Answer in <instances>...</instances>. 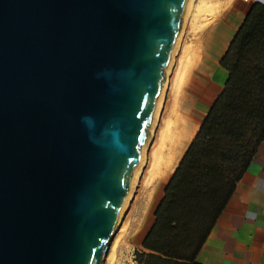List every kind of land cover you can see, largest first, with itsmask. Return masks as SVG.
I'll return each mask as SVG.
<instances>
[{
	"label": "water",
	"instance_id": "1",
	"mask_svg": "<svg viewBox=\"0 0 264 264\" xmlns=\"http://www.w3.org/2000/svg\"><path fill=\"white\" fill-rule=\"evenodd\" d=\"M191 0H0V264H103Z\"/></svg>",
	"mask_w": 264,
	"mask_h": 264
},
{
	"label": "trees",
	"instance_id": "2",
	"mask_svg": "<svg viewBox=\"0 0 264 264\" xmlns=\"http://www.w3.org/2000/svg\"><path fill=\"white\" fill-rule=\"evenodd\" d=\"M224 56L228 82L156 208L137 264L196 258L264 139V3L255 2Z\"/></svg>",
	"mask_w": 264,
	"mask_h": 264
},
{
	"label": "crops",
	"instance_id": "3",
	"mask_svg": "<svg viewBox=\"0 0 264 264\" xmlns=\"http://www.w3.org/2000/svg\"><path fill=\"white\" fill-rule=\"evenodd\" d=\"M196 4L212 8L186 23L166 100L150 130L145 173L149 186L144 198L151 211L138 241L141 244L155 223L154 212L167 184L229 80L222 61L248 14L245 5L249 3L196 0ZM212 229L197 255L198 263L264 264V139Z\"/></svg>",
	"mask_w": 264,
	"mask_h": 264
},
{
	"label": "rangeland",
	"instance_id": "4",
	"mask_svg": "<svg viewBox=\"0 0 264 264\" xmlns=\"http://www.w3.org/2000/svg\"><path fill=\"white\" fill-rule=\"evenodd\" d=\"M255 2L264 3V0H257ZM203 5H204V2H203ZM203 5H199V4L195 5L194 9L189 12V16H187L188 18H186L185 25H186V23L189 22V20L191 18H195L200 12L204 13L206 9L212 8L209 5L208 6L207 5L203 6ZM252 5L253 4L245 5V8L247 9V12L250 10ZM183 28L185 29V27H183ZM183 36H184V34L182 35V37H181V39L179 41L180 43L178 44V49L176 50V52H175V54L173 56V63H172L173 64V66H172L173 69H171L170 73L166 76V80H167V85L168 86L166 87L165 92L163 94L164 99H163L162 105L164 104V102L166 100V94H167V91H168V89H169V87L171 85V82H172L171 79L174 76L175 67H176V64H175L176 63V57H177V55L179 53V49H180V45H181ZM161 108H162V106L159 109V113L161 111ZM149 146H150V141L145 146V148L147 149L145 151L146 153L144 154L146 156V157H144V162L145 163L143 162L144 165H143L141 174H140L139 179H138V184H137L136 188L134 189L133 194L130 196L131 198L129 200V203H128L125 211L123 212V214H122V216H121V218L119 220V223L117 225L116 234L120 233V232L123 233L122 231H125L122 234V236L125 237V238L121 237L122 238V242H121L122 246L119 249L120 251H119V254H118V259H117V263L116 264H137V262H136V252H137V250H142L143 249L142 248V244L140 242H138V241L135 242L134 241L135 232H136L134 229H136L139 220L142 218L141 216H143V209H144V206H145V198L144 197L146 195L145 192H147V189H148V186H149V185H147L149 183L148 178H145V173L147 172V168H148L147 153H148V150H149ZM136 220H138V221H136ZM130 225H132V226H130ZM123 227H125V228H123Z\"/></svg>",
	"mask_w": 264,
	"mask_h": 264
},
{
	"label": "bare ground",
	"instance_id": "5",
	"mask_svg": "<svg viewBox=\"0 0 264 264\" xmlns=\"http://www.w3.org/2000/svg\"><path fill=\"white\" fill-rule=\"evenodd\" d=\"M195 3H196V0H191V2H190V5H189V9H188V11H187V16H189V12H190V10L194 7V5H195ZM186 16V18H188ZM186 18H185V21H186ZM185 21H184V23H183V27H185ZM181 28V34H180V38H179V40H178V44L180 43L179 41H180V39H181V37H182V35L184 34V28ZM177 49H178V45H177ZM176 49V50H177ZM176 52V51H175ZM174 56V55H173ZM173 58H172V60L170 61V65L168 66V68H167V71H166V76L170 73V71H171V69H173L172 68V66H173ZM170 83V82H169ZM168 85H167V83H166V85H165V88H164V91H163V93H162V95H161V98H160V101H159V103H158V106H157V108H156V110H155V112H154V117H153V123H152V125H151V128H150V130H152L153 128H154V126H155V124H156V122H157V120H158V117H159V109H160V107L162 106V103H163V99H164V97H163V94H164V92H165V89H166V87H167ZM145 148V147H144ZM147 149L145 148V151H146ZM157 151V150H156ZM146 153V152H145ZM154 156H155V154H154ZM164 156V155H163ZM144 157H146L145 155H143V158H142V160H141V162L139 163V166H138V168L136 169V171H135V173H134V177L132 178V183H131V188H130V191H129V195L127 196V200H126V202H125V206H124V208H123V211L121 212V215H120V218H121V216H122V214H123V212L125 211V209H126V207H127V205H128V203H129V200H130V196L133 194V191H134V189L136 188V186H137V184H138V179H139V176H140V174H141V171H142V168H143V165H144ZM156 157V156H155ZM161 157V156H160ZM170 158V157H169ZM154 161V160H153ZM144 162V163H143ZM163 162V161H162ZM164 171V170H163ZM160 176H161V174H160ZM151 179V178H150ZM159 179V178H158ZM151 181V180H150ZM149 192V191H148ZM146 193V192H145ZM143 194V193H142ZM147 198H149V196L147 197ZM131 202V201H130ZM146 202V201H145ZM144 203V202H143ZM142 203V204H143ZM148 203H149V201H148ZM142 206V205H141ZM140 206V207H141ZM134 208V207H133ZM150 211H151V204H147L145 207H144V209H143V216H141L142 218L139 220V222H138V224H137V227H136V229H134L136 232H135V237H134V241L135 242H137V241H139L140 239H141V237L143 236V234H144V232H145V229H146V227H147V225H148V223H149V220H150ZM141 212V211H140ZM138 213V212H137ZM136 214V213H135ZM155 217V216H154ZM119 218V219H120ZM140 218V217H139ZM136 221H138V220H136ZM129 222V221H128ZM133 222V221H132ZM131 224V223H130ZM136 224V223H135ZM130 226H132V225H130ZM134 227V226H133ZM123 228H125V227H123ZM130 229V228H129ZM122 230V229H121ZM123 233L125 232V231H122ZM134 232V231H133ZM123 233H117L116 235H115V237H113V239H112V241H111V244H110V246H109V249H108V251H107V254H106V256H105V259H104V262H103V264H116L117 263V259H118V254H119V249H120V247L122 246L121 245V242H122V238L121 237H123L122 236V234ZM123 238H125V237H123ZM131 243V242H130Z\"/></svg>",
	"mask_w": 264,
	"mask_h": 264
},
{
	"label": "built area",
	"instance_id": "6",
	"mask_svg": "<svg viewBox=\"0 0 264 264\" xmlns=\"http://www.w3.org/2000/svg\"><path fill=\"white\" fill-rule=\"evenodd\" d=\"M244 1L248 2L249 4H254L255 1H257V0H244Z\"/></svg>",
	"mask_w": 264,
	"mask_h": 264
}]
</instances>
